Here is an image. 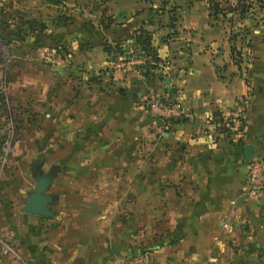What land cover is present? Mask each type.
<instances>
[{"label":"crops","instance_id":"obj_1","mask_svg":"<svg viewBox=\"0 0 264 264\" xmlns=\"http://www.w3.org/2000/svg\"><path fill=\"white\" fill-rule=\"evenodd\" d=\"M113 5L115 23L94 24V31L101 37L93 42L87 32L70 33L65 29L69 26L53 22L51 34H43L48 32L45 22L34 36L21 34L24 37L18 41L34 44L47 56L36 51L19 56L20 61L13 60L17 69L6 79L9 100L19 111L30 103L38 110L35 112L40 114V121L74 124L64 138L70 143L62 160L67 175L77 171L89 186L107 188L102 175L111 172L118 182L115 189L125 183L134 190L135 208L114 218L118 227L114 242H105L106 230H90L101 235L104 242L85 247L83 254H90L83 255L82 264H264V198L255 200L245 195L246 164L242 161L244 143L253 144L254 156L264 147V7H246L238 18L232 17L234 21L224 22L207 15L199 3L179 6L176 26L155 28L151 35L150 44L158 60L148 79L143 77L140 82L128 65L115 64L111 74L103 72L100 79L108 84L103 87L92 78L109 62L102 43L121 41L128 31L143 24L140 15L148 24L154 20V4L149 0H115ZM165 28L174 31L160 40L158 33ZM9 37L11 34L5 37L6 44L11 43ZM85 39L90 41L89 47L75 51L74 45L80 41L86 44ZM64 41L70 47L67 57L73 53L71 66L76 67L78 62L77 68L85 73L80 77L83 91L87 88L88 92L80 90L76 97L75 89L81 86L68 80L75 74L68 72L66 55L60 57L58 53V44ZM241 94L249 96L246 122L238 134L226 136L220 132V117L230 111L234 98ZM149 95L179 102L189 108L190 115L165 123L151 113ZM76 104L82 110L79 120L75 116L58 119L67 110L78 109ZM59 133V128L52 127L51 139L57 140ZM56 163L45 169L43 160L36 164L45 172ZM22 188L24 185L18 186V190ZM46 192L56 198L48 204L50 215L22 211L21 204L14 212L7 200L8 210H12V231L33 264H69L74 262V249L66 259L59 257L68 251L66 242L55 246L53 252L44 250L42 237L49 226L56 236L73 232L59 229V218L69 222V215L57 211L56 206L52 208L53 202L61 205V201L52 190L47 188ZM142 194L144 199H140ZM104 215L98 213V219L106 221ZM144 215L147 225L143 233L154 237L152 245L129 243V238L139 235L138 221H143ZM74 223L70 224L78 237H84L78 245L84 247L87 233L91 234L87 226L77 229ZM140 252L146 254L145 258Z\"/></svg>","mask_w":264,"mask_h":264},{"label":"rangeland","instance_id":"obj_2","mask_svg":"<svg viewBox=\"0 0 264 264\" xmlns=\"http://www.w3.org/2000/svg\"><path fill=\"white\" fill-rule=\"evenodd\" d=\"M114 1L115 0H58V2L52 3L47 0H0V21L6 18L9 24V27L6 28L5 25L0 23V264H22L24 259H26V264H33L29 256L27 257L23 252L19 237L14 235L12 231L14 225L10 223L12 221V215L9 214L12 210H8L7 206V200H10L13 207L12 209L14 212H18L19 205H22V199L25 197V193L32 190L35 180L30 175V169L33 163H41L43 160V168L45 169L54 161L58 162L54 165L56 168L55 177L52 181L54 183L50 184L51 186L48 187V190H52L53 193L59 196L57 201H61V205H58L57 202H53L54 205L52 203L50 206H52V208L56 206L55 208L57 211L69 215V222H67V218L65 217L59 218L62 220L59 229L63 228L65 231L71 230L73 232H70L69 235L64 233L67 237L56 236L55 230L52 231L49 226V228L45 230L46 232L43 233L42 238H44L43 245L45 247V252L54 251L55 246H59L63 244V242H66V244H68L67 247H69L67 249L68 251L59 254V257L64 259L67 258V255H70L69 251L74 249V254H76L74 256V262L69 264H82L84 259L83 255L89 256L90 254H83L85 247L93 248V246H99L104 242L103 238L100 237L101 235L99 236L97 232H90V230H106L104 233L105 242L107 241V244L110 242L112 243L115 240V230L118 229V227H116L117 221H114L116 214H122V212L127 209L130 210L135 208V205H132L134 204V201H132V197L135 194L134 190L125 183H122L121 187L123 188L120 187L119 189H115L113 186L117 181L111 172L102 175V177L106 178L107 188H99L97 184L89 186L82 174H79L76 170L75 174L72 171L70 175H67V166L62 160L66 158L65 155L63 156V153L66 152L67 148H70V143L64 138L65 134L69 133V130L72 129L73 131L74 124L72 121L71 123H67L66 120H60L57 125H52L50 121L46 120L40 121L41 116L39 113H36L38 110H35L30 103H27L24 110L20 109L19 111V109H16L13 105V102L9 100V92L6 88V79L17 69L15 61H20L19 56L35 51L43 57L47 56L45 51L36 50L34 44L27 43V45H23L21 41H18L17 38L12 36H19L21 34L28 35L29 33H31V36H34L36 32H40V25L44 24V22L46 23L48 32L47 30H43V34H51L53 31L50 29V24L53 22L60 26H69L65 27V29L68 28L70 33L84 34V32H87L88 38L93 42V39L101 37L100 34L94 31V24L97 22L103 25H112L115 23L117 19L115 16L117 13L114 11ZM124 3H127V0H124ZM128 3L130 2L128 1ZM149 3L154 4L155 9L154 13H151V17H154V20L149 21L151 24H148V22L144 20L145 18L143 19V16L140 15L143 24H138L135 28L128 31L121 41H110L109 43L104 41L102 43V49L107 45L110 50L108 52L104 51L106 54H109V62L108 65H103L104 68H99L100 71L93 73L97 78H92L96 80L97 84L103 87L108 85L106 81L103 82L100 78L104 74V71L111 74L115 64L120 67L128 65L130 67V72H133L136 79L138 78L137 80L140 82L141 78L144 77V72L147 70H149L147 72H150V74L154 72V68L150 66L154 60L152 56L156 57L157 52L155 47L150 44L151 35L154 30H156L155 28L176 26V23L179 22V6L199 3L203 8L205 7L207 15L218 17L224 22L234 21L232 17L238 18V14L241 15L243 13L242 10L246 7H264V0L261 2L255 0H170V3H167V0H149ZM213 4L217 6V9L221 10V12H217L213 8ZM165 6L166 9H164ZM240 6H244L243 9H240ZM233 10L235 13H232ZM262 12L264 13V9ZM256 16H259V13H257ZM26 20L33 22L32 29L23 23ZM18 25H20V27L15 28ZM166 28L165 30H167ZM165 30L158 33V35L160 34L159 36H161L160 40L164 39L167 34H172L174 31L168 29L169 31L167 30V33L163 35L162 33L165 32ZM142 31L143 35H140V40H142L144 34H146L149 41V45L147 46L141 43L144 48H146L145 50H147H143V53H141L142 51L139 49L134 50L131 45L133 44L135 35L142 33ZM8 34H11V37L8 38L11 39L10 44H6L7 40H5ZM87 40L88 39H85L86 44L83 41L75 44L74 50H80V52L84 51V47H89L88 43L90 41ZM66 42L68 43V41H64L58 44V53L60 57L66 55L65 58L69 59L68 61L70 62L68 63V67L70 65L71 68L68 69L70 70L68 72L76 75V77L74 75L73 78H68V80H71L72 84L81 86L82 88L75 89L76 97L79 96L77 93L84 89L81 80L85 73L77 68V66L79 67L77 61H75L77 62L76 67L71 66V63L74 62L70 59L73 53L70 54L71 56L68 55L69 57H67L70 47ZM75 42H77V40ZM115 49H118L121 54L120 52L117 53L116 51L118 50ZM136 59H142V61ZM21 61L25 62L24 60ZM28 63L32 65L30 59ZM153 64H156V62ZM99 85L91 84V86H94L93 88H96V86L99 87ZM85 92H88L87 88L83 91V94H85ZM31 100L33 101V99ZM77 104L76 106L78 109H69L67 112L61 114L58 119H63L64 116H75V120H79V118L82 117V110L79 109L80 106ZM47 112H49V110ZM95 112L97 111L95 110ZM85 117H87L86 113ZM52 127L59 128L60 130L57 140L51 139ZM72 175H76L75 178ZM9 176L10 179H8ZM19 185H24L25 188L18 190ZM143 197L144 194H142L140 199L145 198ZM100 199H102L101 203L98 201ZM125 201L127 202L126 204L123 203ZM143 211L145 212V210ZM98 213H105L106 215L104 216H106V221L99 220L97 216ZM144 217L143 221H141V219L138 221L139 235L135 236L133 239L129 238V243L132 240L133 243H139L143 246L152 245L154 237L148 238L144 236L143 233L146 229L145 225H147V216L144 215ZM73 220L75 221L74 224H77V226H75L77 229H84L83 225L85 227L87 226L91 234L88 235L87 233V236L85 235L88 242L85 243L84 247L81 246L82 244L78 245L79 242H82L84 237H78L77 231L74 230L73 226L70 224ZM55 222L58 221L56 220ZM105 224L107 225L104 226ZM127 225L130 227V221L127 222ZM139 254L143 256V258L146 256L143 252ZM55 255L56 253H54V256ZM114 257L115 256H113V259Z\"/></svg>","mask_w":264,"mask_h":264},{"label":"built area","instance_id":"obj_3","mask_svg":"<svg viewBox=\"0 0 264 264\" xmlns=\"http://www.w3.org/2000/svg\"><path fill=\"white\" fill-rule=\"evenodd\" d=\"M136 60L142 61V59ZM148 100L151 113H155L165 123L172 118H186L190 115L188 107L179 102L171 101L167 97L149 95ZM248 107V94L236 96L232 102L230 111L220 117V132L225 133L226 136L238 134L240 128L246 122ZM245 164V195L255 200L264 198V147L260 154L252 155Z\"/></svg>","mask_w":264,"mask_h":264},{"label":"water","instance_id":"obj_4","mask_svg":"<svg viewBox=\"0 0 264 264\" xmlns=\"http://www.w3.org/2000/svg\"><path fill=\"white\" fill-rule=\"evenodd\" d=\"M242 149V161L246 163L252 155L253 144L244 143ZM53 168L54 167H50L48 171L42 172L38 167V164L35 165L34 169L30 173L34 178L35 183L32 190L27 193V197L23 200V204L20 206L22 211L39 215L52 214L48 208V204L52 202L54 195L46 192V190L54 176Z\"/></svg>","mask_w":264,"mask_h":264},{"label":"trees","instance_id":"obj_5","mask_svg":"<svg viewBox=\"0 0 264 264\" xmlns=\"http://www.w3.org/2000/svg\"><path fill=\"white\" fill-rule=\"evenodd\" d=\"M48 2H52V3H54V2H58V0H47ZM255 1H257V2H261L262 0H255ZM241 8L240 9H243V7L244 6H240ZM213 8L218 12H221V10H218L217 9V6H215L214 4H213ZM244 10V9H243ZM0 23H2L3 25H5L6 26V28L7 27H9V24H8V21H7V19L5 18V20H1L0 21ZM24 24H26L27 26H29V28H31L32 29V25H33V22H31V21H24L23 22ZM15 27V26H14ZM18 27H20V25H18L17 27H15V28H18ZM44 28V25L43 24H41L40 25V30H42ZM34 30V29H33ZM32 30V31H33ZM26 35V34H25ZM140 35H143V31H142V33H140V34H136L135 35V37H134V41H133V44H135V45H133V44H131L132 46H133V48H134V50H136V49H139V50H141L142 52L141 53H143V50H145L146 48H144V46L141 44V43H143L144 45H149V41H148V36L146 35V34H144V37H143V39L142 40H140ZM3 36V35H2ZM4 37V36H3ZM12 37H14V38H17V39H22L23 37H24V35H19V36H12ZM5 40H7V38H5ZM119 49V48H118ZM118 49H115V50H118ZM230 49L232 50V52H233V48L232 47H230ZM103 50L104 51H110L109 50V48H108V46L107 45H105L104 46V48H103ZM145 51H147V50H145ZM117 53H119L120 51L118 50V51H116ZM121 53V52H120ZM153 58H154V60L152 61V65L150 66V67H154V65L155 64H153V63H155V62H157V60H158V58L157 57H155V56H152ZM147 71H149V70H147ZM144 72V78H146V79H148V77H149V74H150V72L148 73V72ZM151 75V74H150Z\"/></svg>","mask_w":264,"mask_h":264},{"label":"flooded vegetation","instance_id":"obj_6","mask_svg":"<svg viewBox=\"0 0 264 264\" xmlns=\"http://www.w3.org/2000/svg\"><path fill=\"white\" fill-rule=\"evenodd\" d=\"M2 19V18H1ZM35 165H37L36 163H33L32 164V166H31V169H30V172L34 169V167H35ZM55 170V171H54ZM54 170H53V172H54V174H55V172H56V168L54 167ZM31 175V174H30ZM27 197V193H25V197L22 199V204H23V200L25 199ZM54 200L56 199V198H53ZM54 200H52V201H54ZM37 215H39V214H37Z\"/></svg>","mask_w":264,"mask_h":264}]
</instances>
